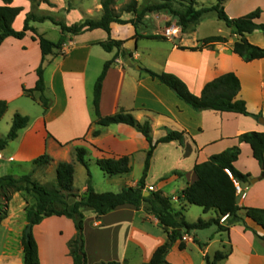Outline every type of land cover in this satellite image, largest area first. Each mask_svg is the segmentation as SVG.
<instances>
[{"label": "crops", "instance_id": "obj_1", "mask_svg": "<svg viewBox=\"0 0 264 264\" xmlns=\"http://www.w3.org/2000/svg\"><path fill=\"white\" fill-rule=\"evenodd\" d=\"M21 1L13 0V6L24 9L15 21L14 29L22 16L26 18L31 8L29 0H25L23 2L25 4H20ZM37 1H49L51 5L41 3L39 10L44 13L54 12L55 5L51 0ZM225 1V12L230 19L247 16L257 9H263L257 22L261 23L264 19V0ZM95 4V10L99 16L102 15L100 0ZM0 6H4L2 0ZM123 7L124 3L120 8L117 6L114 8L120 12ZM67 8L70 12L69 6ZM150 15L154 16L158 25L165 24L166 27L150 34L147 31L139 32L132 25L112 26L111 38L125 41L124 49L132 53V57L128 60L123 57L117 58L108 71L101 96V115L107 117L124 111L141 123L149 122L154 142L170 132L184 133L182 141L157 146L151 159L146 185L154 184L155 186L150 187H156L157 191L168 197L173 209L183 212L188 223H195L199 219L209 221L217 218L215 211L205 213L202 208L201 211H195L196 206L187 204L181 198L182 192L197 180L194 167L236 146L241 151L235 163L236 169L242 174L251 175L248 182L258 179L256 184H251L242 193L239 206L264 209L262 169L253 158L250 146L240 144L237 139L248 132L264 133V124L260 122V119H264V59L246 63L233 53V45L238 36L233 35L231 30L220 35L227 38L228 42L216 45L215 50L190 51L189 49L196 48L200 41L205 39L197 36L198 29L193 33L181 32L177 39L167 38L164 35L165 29L175 26L177 22L171 17L170 11L162 10ZM150 15L148 14L144 20ZM133 18L132 14H122L123 20ZM31 27L36 29L35 23L31 24ZM28 35L38 43L39 51L35 59L30 58V51L25 44ZM28 35L23 40L9 38L0 46V90L10 91L8 86L13 82H8V76L19 75L15 95L9 98L7 94H0V101L6 100L8 104L21 98L24 94L23 89H33L38 80L36 71L42 62L41 49L39 42L35 40L36 35L32 32H28ZM153 36L162 38H150ZM108 39L109 35L103 30H94L79 36L66 35L63 48L47 56L44 67L45 76L48 75V78L45 80L48 94L53 99L52 106L46 113L42 112L35 119L32 118L29 127L22 130L18 138L0 153V171H8L14 165L21 166V163L29 165L45 154L54 162L70 163L73 162L71 158L76 150L84 148L94 163L102 158L129 157L130 173L114 177L104 174L112 178L110 180H115L114 184L119 185L121 190L126 187H137L142 177L132 182L130 174L137 161L143 174L149 150V143L145 137L124 124L107 128L94 124L96 120L93 109L94 86L104 65L114 59L117 53L116 50L107 53L100 46V43ZM247 39L251 44L264 48V41L260 39L259 34L252 37L248 35ZM143 40L163 45L141 47ZM96 46L101 47L106 53H94L93 48ZM127 62L132 65L128 66ZM143 69L176 75L196 96L202 94L209 82L225 74L234 73L241 82L239 97L246 102L248 112L261 117L257 120L240 114L195 111L168 87L144 73ZM25 116L29 117L28 114ZM95 130L101 131L98 137L92 136ZM243 156L254 160L255 170L240 168ZM87 188L88 184L81 190L75 189L83 194ZM83 213L88 264L109 262L147 264L154 252L167 241L168 232L172 231L163 229L158 219L143 208L122 206L103 217L96 216L90 209H83ZM239 216L242 222L230 227L228 232H221L213 226L186 235L184 237L186 249L181 251L179 243L175 244L167 256V261L170 264H194L196 254L200 263L206 264V257L213 260L216 252L222 251L229 256L218 264H264V239L261 238L264 237V229L247 218L245 211H240ZM50 220L66 223L70 228L69 233L65 235L62 230L58 231L62 245L60 243L61 250L55 253V259L60 254L58 264H73L67 243L76 235V229L73 222L65 217L47 218L33 228V235L39 246L40 264L45 263L39 233L44 231L46 223ZM25 224L27 228V220ZM221 224L226 226L227 221H221ZM15 229L18 234V228ZM195 241L204 247L201 248ZM227 249L228 252H225ZM18 264H23V260H19Z\"/></svg>", "mask_w": 264, "mask_h": 264}, {"label": "trees", "instance_id": "obj_2", "mask_svg": "<svg viewBox=\"0 0 264 264\" xmlns=\"http://www.w3.org/2000/svg\"><path fill=\"white\" fill-rule=\"evenodd\" d=\"M118 0H101L102 15L99 19L87 18L80 23L68 26L62 20H57L52 16H36L29 13L26 16L23 29L16 31L13 25L17 18L22 14V7L13 6V0H2L4 6H0V46L9 38L23 40L28 32L36 35L35 40L39 42L42 62L36 73L38 80L33 89H24V93L33 96L34 92H39V102L46 113L52 106V102L45 95V67L44 62L47 56L53 55L55 51H60L66 43V35L79 36L86 32L94 30H103L109 35L106 42L100 43V46L107 52L117 51L114 59L108 61L99 76L93 92V109L96 116L94 124L96 126L107 128L114 125L124 124L132 127L141 133L149 143V150L146 155L145 166L142 178L137 187H126L119 193H97L92 186V174L87 161L88 152L84 148H79L75 153V162L81 164L87 171L88 188L81 196L75 193V163H59L56 167V182L43 185L34 179L38 171L45 170L54 163V160L48 155H42L32 162L33 170L29 174L17 177L14 175H4L0 177V224L8 218L9 205L13 196L17 193L22 196L30 197L34 200L32 205L26 202L25 212L28 226L32 228L40 225L45 219L51 217H65L70 219L75 226L76 235L68 243L69 255L73 264H88L87 254L85 252L84 221L85 215L83 209L92 210L96 216L103 217L110 212L122 206H133L136 209L144 210L155 216L163 229L168 231L167 241L160 246L153 254L152 259L147 264H170L167 256L173 246L179 243V250L186 249L184 237L195 231L207 230L216 226L221 232H228L230 227L242 222L239 216L240 211H245L247 218L251 219L258 226L264 229V209L245 208L237 204V183L248 182L251 178L249 174L239 172L235 163L238 161L241 151L239 147L230 148L220 154L210 157L206 162L197 164L194 172L197 180L189 185L183 192L181 198L192 206L200 207L205 213L215 211L217 218L209 221L199 219L195 223H188L181 211H176L172 207L171 200L164 196L161 191L150 192L149 196H144L146 189V179L150 170L151 159L160 144H168L175 141H182L183 132H170L167 136L157 142L153 141L151 126L149 122L141 123L130 113L120 111L115 115L103 117L100 111L101 96L103 84L108 71L119 57L128 60L132 53L124 49L125 41L114 40L111 38L112 26L132 25L137 29L149 13L169 10L172 17L177 21L178 27L183 33L190 30L193 32L202 21L204 15L216 13L218 20L224 22L232 30L233 35L238 36V40L233 45V53L238 55L244 62L250 63L255 60L264 59V48L251 44L247 36L256 31H260L264 36V24L257 21L261 17L260 9L255 12L237 19H230L225 12V0H217L216 4L209 8L197 9L196 5L205 0H188V7L184 11H175L169 2L160 4L139 5L137 0H129L120 12L115 10ZM41 3L48 1H37ZM71 6H69V10ZM132 14L131 20H123L122 14ZM51 22L60 28L62 37L55 43L44 36L39 35L31 23ZM150 38L161 39L162 37L153 36ZM227 38L222 36H211L200 41L196 48L190 51L215 50L216 45L225 44ZM184 49V48H183ZM143 72L149 75L153 80L165 85L172 90L177 97L191 107L193 110L215 111L219 113L240 114L246 117L259 119L261 116L252 115L247 110L246 102L239 97L241 91V82L234 73H228L209 82L204 87L200 96L194 95L188 86L176 75L171 73H156L149 69H143ZM9 106L5 101H0V122L8 112ZM31 123L30 117L19 113L13 117L12 125L6 137L0 139V153L7 146L15 141L19 133L28 128ZM100 130L92 133L93 137H98ZM240 144H248L252 150L253 158L258 162L262 169L264 177V133L248 132L240 135L238 138ZM99 169L108 176L114 177L130 173L129 157L102 158L96 161ZM228 216L226 226L221 224L223 217ZM27 226V227H28ZM264 239V237H261ZM23 264H40L39 246L33 235V231L27 235L26 229L22 236ZM201 248L204 245L199 244ZM228 254L218 251L213 260L205 258L206 264H218L228 258ZM101 264H119L117 262Z\"/></svg>", "mask_w": 264, "mask_h": 264}, {"label": "rangeland", "instance_id": "obj_3", "mask_svg": "<svg viewBox=\"0 0 264 264\" xmlns=\"http://www.w3.org/2000/svg\"><path fill=\"white\" fill-rule=\"evenodd\" d=\"M29 1L31 3V8L27 12L26 16L29 13H33L39 17L48 15V16L54 17L57 20H62L68 26L80 23L82 20L87 19V18L99 19L101 17V15L99 16V13L95 10L96 9L95 3L97 2V0H51V3L55 5V8H54V12H48V13L42 12L41 9L39 10V5L37 4V0H29ZM138 1L140 2L141 5L160 4V3L167 1L170 3V5H172L175 11H184L186 10V7L189 6L188 0H138ZM23 2H25V0H22L19 3L25 4ZM128 2L129 0H118L115 6L120 8V6L123 3L124 5H126V3ZM216 2L217 0L200 1L196 5V8L197 9L209 8L215 5ZM0 3H1V0H0ZM48 5H51V4L49 3ZM68 6H71L70 12L68 11V8H67ZM262 10L263 9H260L261 13H262ZM150 14L152 13H149V15ZM25 19H26L25 16H22L21 19L17 22V24L15 25L16 31H21L23 29ZM33 23L34 22H32L31 24L33 25ZM157 23L158 22L155 20L154 16L150 15L147 20H143V22L138 25L137 29L139 30V32L147 31L150 34H154L156 31L160 30V28L164 29L166 27L165 24L158 25ZM261 23L264 24V19H262ZM175 26H178L177 22ZM35 27L37 29L36 30L37 33L39 35L44 36V38L52 42H58L60 40L61 30L59 27L53 25L51 22L35 23ZM197 29H198L197 36H200L202 38H207L211 36H220L222 34H227L231 30L230 28L226 26L224 22L218 20L216 13H213V12L204 15L203 21L199 23V25L196 27V30ZM193 32L190 30L188 33H193ZM254 34L255 35L259 34L260 39L264 41V36L260 31H256L255 33L251 35V37ZM180 36H181V33L179 34V37ZM177 38L178 37H173V39H177ZM141 42H142L141 47H150V46L161 47L163 45L162 43H158L155 41L143 40ZM25 44L28 50L30 51V58L35 59V56L37 57V52L39 51L38 43L33 41V39L31 38V35H28L26 38ZM93 51L94 53H106L99 46L94 47ZM94 55L93 57H95ZM17 76L19 75H11V76L9 75L8 76V82L9 81L13 82L11 83L10 86H8V88L11 90L7 92L5 91V89L0 90V94H3V95L7 94L9 98H12L15 95L16 89H18V85H17L18 77ZM45 78L47 80L48 75H46ZM23 92H24V89H23ZM45 95L48 99L51 100V102H53V99L48 94L47 89H46ZM39 97H40L39 92H34L33 96H30L24 93L21 98L8 104L9 106L8 112L6 113V115L0 122V139L6 137V135L10 131L11 120H13V117L15 114L19 113L23 116H25V114H28L30 119L32 118L35 119L42 112H44V108L39 102ZM4 101L6 102V100ZM251 159H252L251 157L247 158V156H243L241 160L240 168L247 167L248 169L252 171L255 170V166H254L255 162H253L254 160L252 161ZM71 160L75 163V185L74 187L76 189L81 190L84 187V185L88 184L87 171L82 165L75 162V154L73 155ZM87 161L89 163V169L92 174V186L96 190L97 193H107V192L119 193L121 192V188L119 187V185L114 184L115 180H110L112 178L106 176L99 169L97 164L94 163V161H92L90 157H87ZM59 163L60 162L56 161L51 166L46 168L45 170L36 172L34 175V179L43 185L55 183L56 182L55 170ZM20 165L21 166L14 165L8 171L7 170L0 171V177L4 175H14V176L20 177L25 174H29L31 172V169L33 170L32 163L29 165H27V163H21ZM142 175L143 174L141 170V165L139 161H137L133 165L132 172L130 174V177H131L130 180L134 182L138 178L142 177ZM150 184L151 185H146L145 192L157 191L156 187H154L153 190L151 191L150 188L152 187L150 186L154 184L152 183ZM76 189L74 190L75 193L81 196L82 194L79 191H76ZM25 200L28 202L29 205H32L34 202L32 198L30 197L26 198L25 196H22V194H20V196L19 194L14 195L13 201L9 205L8 218L0 224V264H18L19 260H23V256H21L22 254L21 240H22L23 232L26 228V224H25L26 222V212H25L26 202ZM142 208L144 209V207H141V209ZM194 209L195 211H201L200 207H197ZM45 226L46 227L44 228V231H41L39 233L40 241H41V245L43 249L44 263L45 264H58L60 262V254H59V257L55 259L56 257L55 253L57 251L60 252L61 250L60 243L62 245V240L59 236L58 231L62 230L63 234L65 235L69 233L70 228L67 226L66 223L64 224L57 220L55 221L50 220L49 222L46 223ZM15 227L18 228V234H17V230L15 229ZM9 229L10 230L12 229V231L8 232ZM184 241H185V238H184ZM228 250L229 249H227L225 252H228ZM194 259H195L194 264H201L200 263L201 261L196 254H195Z\"/></svg>", "mask_w": 264, "mask_h": 264}, {"label": "built area", "instance_id": "obj_4", "mask_svg": "<svg viewBox=\"0 0 264 264\" xmlns=\"http://www.w3.org/2000/svg\"><path fill=\"white\" fill-rule=\"evenodd\" d=\"M181 33V28L178 26H172V27H168L165 29L164 31V35L167 38H171V37H177L179 34ZM151 191L153 190V188H150ZM237 191H238V195H240L242 193V188H241V184L237 183ZM228 216H225L222 218V222H225L227 220Z\"/></svg>", "mask_w": 264, "mask_h": 264}, {"label": "water", "instance_id": "obj_5", "mask_svg": "<svg viewBox=\"0 0 264 264\" xmlns=\"http://www.w3.org/2000/svg\"><path fill=\"white\" fill-rule=\"evenodd\" d=\"M128 66H131L132 64L130 62H127ZM260 122L264 124V119H260ZM258 182V179H252L250 182H242L241 188H242V193L251 185V184H256ZM242 193L237 197V204L239 205L241 202L242 198ZM149 192H145L144 196H149ZM33 231V228L29 225L26 228V234L29 235Z\"/></svg>", "mask_w": 264, "mask_h": 264}]
</instances>
